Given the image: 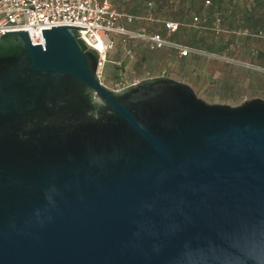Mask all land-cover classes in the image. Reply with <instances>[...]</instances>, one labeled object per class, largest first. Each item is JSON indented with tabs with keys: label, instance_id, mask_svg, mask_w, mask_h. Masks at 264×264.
<instances>
[{
	"label": "water",
	"instance_id": "obj_1",
	"mask_svg": "<svg viewBox=\"0 0 264 264\" xmlns=\"http://www.w3.org/2000/svg\"><path fill=\"white\" fill-rule=\"evenodd\" d=\"M79 28L0 34V264H264V99L110 89Z\"/></svg>",
	"mask_w": 264,
	"mask_h": 264
},
{
	"label": "rangeland",
	"instance_id": "obj_2",
	"mask_svg": "<svg viewBox=\"0 0 264 264\" xmlns=\"http://www.w3.org/2000/svg\"><path fill=\"white\" fill-rule=\"evenodd\" d=\"M118 11L134 16L127 25L133 31L163 32L162 20L181 22L169 35L202 52L179 57L167 47L151 49L133 39V56L114 38L98 65L100 81L110 89L115 82L130 85L148 76L163 74L190 84L210 102L237 104L244 99H264V0H112ZM150 3V4H149ZM175 16V18L172 17ZM196 15L200 23L192 24ZM221 18V33L211 30L214 18ZM182 17V19L176 18ZM246 22V24H243Z\"/></svg>",
	"mask_w": 264,
	"mask_h": 264
},
{
	"label": "built area",
	"instance_id": "obj_3",
	"mask_svg": "<svg viewBox=\"0 0 264 264\" xmlns=\"http://www.w3.org/2000/svg\"><path fill=\"white\" fill-rule=\"evenodd\" d=\"M132 18L131 14L118 11L112 0H0V34L10 30H27L32 43H42L41 28L63 24L85 26V29L79 28V36L98 51V65L105 60L106 51L113 46V33L128 39H143L151 49L169 47L180 57L197 52L193 47L159 33L147 34L127 29L126 23ZM193 20H197V17H193ZM219 20L216 19L213 27L216 32L219 30ZM164 25L169 34L177 29L178 22L166 20ZM124 52L129 57L133 56L130 48ZM125 86L119 80L115 82V90Z\"/></svg>",
	"mask_w": 264,
	"mask_h": 264
},
{
	"label": "trees",
	"instance_id": "obj_4",
	"mask_svg": "<svg viewBox=\"0 0 264 264\" xmlns=\"http://www.w3.org/2000/svg\"><path fill=\"white\" fill-rule=\"evenodd\" d=\"M209 2H206V0H204V3L205 4H210L211 3V0H208ZM113 3V2H112ZM150 4V3H149ZM113 6H114V4H113ZM115 7V6H114ZM116 8V7H115ZM127 14H129V13H127ZM132 15V14H131ZM133 16V15H132ZM172 17L173 18H175V16L174 15H172ZM194 17H197L196 15H194ZM133 18H134V16H133ZM133 18H132V20H133ZM176 18H179V19H182V17H176ZM217 18H219L220 20H219V22H218V28H219V30L216 32L214 29H213V27H214V24H215V21H216V19ZM131 20V21H132ZM169 20H171V19H169ZM130 21V22H131ZM164 21H166V20H162V24H163V32H160V31H150V32H146V31H143V32H145V33H147V34H149V33H159L160 35H162V36H164V37H169L171 40H173V41H176V42H178V43H181V44H184V45H188V44H185V43H183L182 41H180V40H176V39H174L173 37L171 38V36H169V35H172V34H175L176 32H177V30H178V28H179V26L181 25V22L180 21H177V20H172V21H176V22H178V27H177V29L175 30V31H173V32H171V33H167V31H166V28H165V25H164ZM220 21H221V18L219 17V16H216L215 18H214V21H213V23H212V27H211V30H213V32H215V33H221L222 32V28H221V23H220ZM260 20H258L257 21V23H254L257 27H262V28H264V23H263V21H261L260 23H258ZM192 24H196V23H200V19L197 17V20H193V17H192ZM129 22H127L126 23V27H127V29H129V27H128V24ZM243 24H246V22H244ZM129 30H131V29H129ZM133 31V30H132ZM111 35H114V36H116L117 38H118V40L120 41V43H122L123 45H124V51H125V49L126 48H130L132 51H133V47H132V45L130 44V42L133 40V39H140V38H131V39H128V38H126V37H124V36H121V35H117V34H115V33H113V34H111ZM111 38H112V41H113V44H114V38L111 36ZM141 40H143V39H141ZM143 41H145V40H143ZM146 42V41H145ZM147 43V42H146ZM148 44V43H147ZM188 46H190V47H193L194 49H196V51L197 52H193L194 54H196V53H200V52H202L200 49H198V48H196V47H194V46H192V45H188ZM113 47V46H112ZM167 48H169V47H167ZM171 49V48H170ZM191 54V53H190ZM177 55V54H176ZM178 56V55H177ZM187 56V55H186ZM186 56H182V57H186ZM180 57V56H179Z\"/></svg>",
	"mask_w": 264,
	"mask_h": 264
},
{
	"label": "crops",
	"instance_id": "obj_5",
	"mask_svg": "<svg viewBox=\"0 0 264 264\" xmlns=\"http://www.w3.org/2000/svg\"><path fill=\"white\" fill-rule=\"evenodd\" d=\"M158 75H161V74H158ZM163 75V74H162Z\"/></svg>",
	"mask_w": 264,
	"mask_h": 264
}]
</instances>
